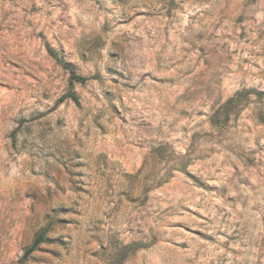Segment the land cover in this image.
I'll list each match as a JSON object with an SVG mask.
<instances>
[{
	"label": "rangeland",
	"instance_id": "1",
	"mask_svg": "<svg viewBox=\"0 0 264 264\" xmlns=\"http://www.w3.org/2000/svg\"><path fill=\"white\" fill-rule=\"evenodd\" d=\"M0 264H264V0H0Z\"/></svg>",
	"mask_w": 264,
	"mask_h": 264
},
{
	"label": "trees",
	"instance_id": "2",
	"mask_svg": "<svg viewBox=\"0 0 264 264\" xmlns=\"http://www.w3.org/2000/svg\"><path fill=\"white\" fill-rule=\"evenodd\" d=\"M64 67L69 71L70 78H69V89L66 93H64L59 100L64 101L66 99H71L74 101L77 105H80V99L76 91L74 90V84L75 83H86L89 78L86 76H83L75 70L74 66L71 64H65ZM239 93L231 98L228 99L226 102V105L232 104L234 101H236ZM46 238V230H43L33 241L32 245L25 251L24 258H27L38 246L40 243H42Z\"/></svg>",
	"mask_w": 264,
	"mask_h": 264
}]
</instances>
